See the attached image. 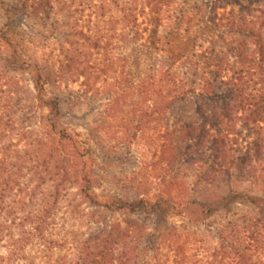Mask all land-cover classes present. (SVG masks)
Wrapping results in <instances>:
<instances>
[{
  "label": "trees",
  "instance_id": "16d2710c",
  "mask_svg": "<svg viewBox=\"0 0 264 264\" xmlns=\"http://www.w3.org/2000/svg\"><path fill=\"white\" fill-rule=\"evenodd\" d=\"M0 12V264H264V0H0ZM113 66L116 115L73 121ZM142 138L159 188L100 195L104 163Z\"/></svg>",
  "mask_w": 264,
  "mask_h": 264
},
{
  "label": "rangeland",
  "instance_id": "374dc122",
  "mask_svg": "<svg viewBox=\"0 0 264 264\" xmlns=\"http://www.w3.org/2000/svg\"><path fill=\"white\" fill-rule=\"evenodd\" d=\"M90 12L91 10L86 9L83 16L81 17L83 22L88 21ZM33 23V21L28 19L24 21L23 19L17 18L15 20V27L18 29V27L21 26V29H25L26 26H32ZM167 39L173 42L177 41V38L173 36ZM118 53V50H114V52L106 58L110 61L109 65H115V59ZM91 61H96L99 67H104L106 64V60L101 57H93ZM114 68L115 66H113V70L105 73V75L104 73L100 74L99 80L96 83V87L87 91L85 95L82 94L79 101L81 110H79V112L70 113V115L74 114L75 118L73 121L83 125L88 123L97 125L100 122H105L107 126L110 122V117L112 115H116L117 106H114V109H112L108 102V98L111 95L110 90H112V85H114L115 81L119 80V74L118 72L114 71ZM70 89L75 92L81 90L79 87V82L72 84ZM127 100L129 102L132 101L130 97ZM125 111H127V109H125ZM104 141L112 143L118 142V140H116V135L112 136V134L104 137ZM150 146L151 143H148L145 138H142L134 144L130 154H126L124 148L121 147L117 155V158L119 159L118 161L109 160L104 163L105 167H103V170L99 173L101 180L98 193H100V195H106L111 191H114L129 196L132 194V192H134V189L129 188H135L138 184L145 185L150 191V194L155 193L157 188H159V182L155 179L156 173L158 171L154 169L155 167L153 166V163H157L158 158L157 156L153 155L154 153L150 150ZM185 174L187 175L189 173L185 172ZM241 206H239V208L242 209L243 212L250 213L252 217L258 215L257 211L251 210L245 206ZM118 218L122 219L123 217L119 215ZM179 219L180 218H176L173 220V222L179 224L181 221ZM216 219V217H213L206 221L205 224L210 225ZM200 229L201 231H205V233L208 232V228L206 229V227H201ZM209 233L212 237L209 239V242L214 243L213 241H215V234L212 230H210ZM201 252V250H197L198 254Z\"/></svg>",
  "mask_w": 264,
  "mask_h": 264
}]
</instances>
